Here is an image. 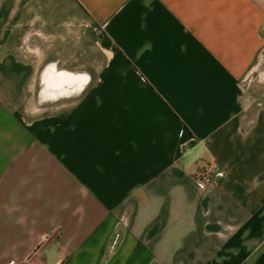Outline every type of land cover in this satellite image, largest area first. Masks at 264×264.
<instances>
[{"label":"crops","instance_id":"0c3cea01","mask_svg":"<svg viewBox=\"0 0 264 264\" xmlns=\"http://www.w3.org/2000/svg\"><path fill=\"white\" fill-rule=\"evenodd\" d=\"M57 53L92 84L37 111ZM9 262L264 264V0H0Z\"/></svg>","mask_w":264,"mask_h":264},{"label":"water","instance_id":"95a60500","mask_svg":"<svg viewBox=\"0 0 264 264\" xmlns=\"http://www.w3.org/2000/svg\"><path fill=\"white\" fill-rule=\"evenodd\" d=\"M81 74V70L66 66L58 53L47 58L36 75L33 98L35 110L46 111L80 100L92 84L91 77L80 82Z\"/></svg>","mask_w":264,"mask_h":264},{"label":"built area","instance_id":"2783aa9c","mask_svg":"<svg viewBox=\"0 0 264 264\" xmlns=\"http://www.w3.org/2000/svg\"><path fill=\"white\" fill-rule=\"evenodd\" d=\"M200 186H205L211 183L213 179V171L210 168H206L203 172L195 177ZM8 264H17L15 262H9Z\"/></svg>","mask_w":264,"mask_h":264},{"label":"trees","instance_id":"16d2710c","mask_svg":"<svg viewBox=\"0 0 264 264\" xmlns=\"http://www.w3.org/2000/svg\"><path fill=\"white\" fill-rule=\"evenodd\" d=\"M77 53H79V56L82 54H80V52L78 51ZM83 58H84V63H88V62H90V59H91V61L93 62V59H94V57H95V54L94 53H90V54H86L85 56H82ZM86 58V59H85Z\"/></svg>","mask_w":264,"mask_h":264},{"label":"rangeland","instance_id":"374dc122","mask_svg":"<svg viewBox=\"0 0 264 264\" xmlns=\"http://www.w3.org/2000/svg\"><path fill=\"white\" fill-rule=\"evenodd\" d=\"M69 48H70L69 46H66V47L64 48V52H65L66 54L69 53ZM85 48H86V47H85ZM85 51H86V52H85L86 54H90V53H94V54H95V52H96V51H94L92 48H86Z\"/></svg>","mask_w":264,"mask_h":264}]
</instances>
